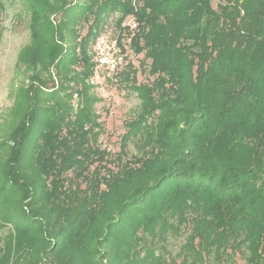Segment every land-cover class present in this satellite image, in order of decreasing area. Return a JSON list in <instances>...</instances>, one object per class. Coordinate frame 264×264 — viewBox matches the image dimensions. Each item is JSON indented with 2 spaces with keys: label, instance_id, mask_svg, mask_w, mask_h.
<instances>
[{
  "label": "trees",
  "instance_id": "obj_1",
  "mask_svg": "<svg viewBox=\"0 0 264 264\" xmlns=\"http://www.w3.org/2000/svg\"><path fill=\"white\" fill-rule=\"evenodd\" d=\"M79 1L25 0L31 43L18 59L35 72L0 173V229L13 227L0 264H264V0ZM113 13L137 24L119 31L112 78L140 103L111 161L89 48ZM80 21L83 36L67 33ZM130 49L150 83L136 81Z\"/></svg>",
  "mask_w": 264,
  "mask_h": 264
},
{
  "label": "rangeland",
  "instance_id": "obj_2",
  "mask_svg": "<svg viewBox=\"0 0 264 264\" xmlns=\"http://www.w3.org/2000/svg\"><path fill=\"white\" fill-rule=\"evenodd\" d=\"M70 3H78L79 0H68ZM83 2V1H82ZM216 0L212 1L213 8H216ZM25 0H1L0 8V173L4 165L5 158L9 152L8 146L9 136L20 121L23 114L20 102L25 89L30 82V75L35 72L32 68L19 62V54L24 47H28L31 43V35L29 29L30 11L26 7ZM54 21L59 20V16L51 17ZM118 18L117 13H113L105 18L101 23V29L109 34L119 33L120 26L115 25ZM91 22V21H90ZM88 23L80 21L77 26L70 24L67 33L75 27L80 36H83L87 31ZM71 31V30H70ZM70 36V35H67ZM71 40V39H69ZM89 53L93 56V43L91 41ZM78 43V40L76 41ZM75 44V43H74ZM70 47L72 44H68ZM67 56H71V48ZM74 49V48H72ZM74 55H78V49L74 51ZM127 63H130L136 69V81L138 83H150L153 77L147 72L149 61L143 59V54H136L132 49L129 50L126 56ZM77 71L79 68H74ZM94 75L90 79L92 86V94L98 98L95 105L96 114L99 117V122L102 125V133L98 140L101 149H105L110 155L111 161L119 152L120 140L125 132V123L134 117V114L139 110L140 100L136 93L130 91L125 82L115 81L112 78V73L107 71L94 69ZM40 71L39 67L36 72ZM52 79L46 77V85L51 88L53 85L57 87L56 76L52 69ZM75 88L74 83H70L67 88L68 94L71 89ZM59 95L65 101H70L69 106L73 111L76 110L77 100L75 95L64 97L65 93L59 90ZM8 142V145H7ZM131 154L136 153L134 145L129 146ZM113 168V164H110ZM1 175V174H0ZM13 231L10 224H6L0 229V246H3L7 240V235ZM184 243V235L180 234L176 237H170L167 249L174 256L180 252ZM178 264L181 259L176 258ZM205 264H216L213 261H206ZM224 264V263H218ZM235 264H242V260L237 257Z\"/></svg>",
  "mask_w": 264,
  "mask_h": 264
},
{
  "label": "built area",
  "instance_id": "obj_3",
  "mask_svg": "<svg viewBox=\"0 0 264 264\" xmlns=\"http://www.w3.org/2000/svg\"><path fill=\"white\" fill-rule=\"evenodd\" d=\"M137 27L133 18H128L120 24V30L128 28L133 30ZM119 30V31H120ZM119 33H100L93 43V59L96 69L113 73L124 65V55L118 43Z\"/></svg>",
  "mask_w": 264,
  "mask_h": 264
}]
</instances>
